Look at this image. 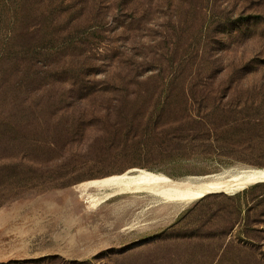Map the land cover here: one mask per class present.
<instances>
[{
	"label": "rangeland",
	"instance_id": "obj_1",
	"mask_svg": "<svg viewBox=\"0 0 264 264\" xmlns=\"http://www.w3.org/2000/svg\"><path fill=\"white\" fill-rule=\"evenodd\" d=\"M240 168L264 169V0H0V264H264V183L77 187Z\"/></svg>",
	"mask_w": 264,
	"mask_h": 264
},
{
	"label": "bare ground",
	"instance_id": "obj_2",
	"mask_svg": "<svg viewBox=\"0 0 264 264\" xmlns=\"http://www.w3.org/2000/svg\"><path fill=\"white\" fill-rule=\"evenodd\" d=\"M261 183H264V169L261 168L227 169L219 173L181 179H170L153 171L140 169L82 182L77 187L86 198L98 204L122 194L148 193L166 203L182 206L211 194H234Z\"/></svg>",
	"mask_w": 264,
	"mask_h": 264
},
{
	"label": "trees",
	"instance_id": "obj_3",
	"mask_svg": "<svg viewBox=\"0 0 264 264\" xmlns=\"http://www.w3.org/2000/svg\"><path fill=\"white\" fill-rule=\"evenodd\" d=\"M79 123H78V121H75V124H74V127H75V125L77 126ZM216 141V139L214 140V139H211V138H207V139H205V142H207V143H211V144H213L214 142ZM231 141V140H230ZM32 161H35V160H33L32 159ZM27 167H28V169H30V170H33V167H34V164H31V165H27ZM32 185H34V184H32ZM32 185H30V186H26L27 188H29V187H34V186H32ZM52 260H55V259H53V258H47V259H38V260H28V261H20V262H17L16 264H53L52 262ZM65 264H71V263H65Z\"/></svg>",
	"mask_w": 264,
	"mask_h": 264
}]
</instances>
